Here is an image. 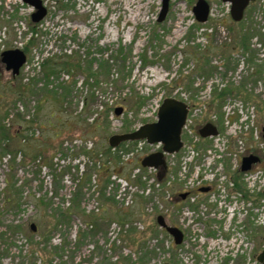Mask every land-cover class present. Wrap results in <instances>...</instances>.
<instances>
[{
    "label": "rangeland",
    "instance_id": "374dc122",
    "mask_svg": "<svg viewBox=\"0 0 264 264\" xmlns=\"http://www.w3.org/2000/svg\"><path fill=\"white\" fill-rule=\"evenodd\" d=\"M43 1L48 14L36 28L33 42V7L21 0H0V124L26 135V120L39 111L43 127L28 132L40 136L46 148L54 142L59 150L53 165L47 166L39 159L22 160L21 153L12 161L14 155L3 156L0 148V264L131 262L122 255L145 264H259L264 248V194H258L264 192V0L251 2L240 22L232 19L229 3L207 0L211 14L205 23L195 18L197 0H171L162 22L158 21L162 0ZM63 3L67 6L61 7ZM248 32L250 48L244 49L240 38ZM121 48L125 59L118 54ZM9 49L27 53V63L17 75L2 61L3 51ZM72 49L84 61L87 74L92 69L102 81L90 107L95 113L89 110L79 125L67 115L83 108L86 74L76 77V96L59 107L45 102V97L71 78L61 74L48 81L41 66L47 55ZM106 61L113 67L106 69ZM27 82L33 87L26 95ZM167 97L185 101L190 111L183 130L187 146L168 157L169 169L162 179L149 169L143 170L139 186L117 173L102 178L84 150L110 146L111 135L156 121ZM106 106L111 110L108 117L99 116ZM118 108L121 113H116ZM53 112L62 117V124L52 118L50 126ZM92 122L98 126L95 134L86 132ZM208 122L218 126L219 134L202 138L198 131ZM125 147L131 148L120 154L126 178L141 174L136 171L140 160L157 149L145 142ZM251 153L263 156L252 171L263 172L255 187L248 174L238 173L243 157ZM90 168L91 180L84 183L83 172ZM8 176L16 183L12 190ZM235 177L249 196L235 188ZM208 184L213 186L209 192L199 191ZM79 185L82 210L106 213L107 218L98 221L97 232L93 229L73 256H30L27 234L32 225L46 228L54 209L68 207ZM189 191L183 199L181 194ZM35 195L45 198L46 210L36 206ZM118 209L137 210L133 226L147 232L145 248L159 246L155 253L145 255V248L127 239L123 242L120 226L111 220ZM159 215L184 231L182 244L177 245L160 226ZM81 229L89 230L84 217L74 215L53 234L48 250L65 238L74 247Z\"/></svg>",
    "mask_w": 264,
    "mask_h": 264
},
{
    "label": "trees",
    "instance_id": "16d2710c",
    "mask_svg": "<svg viewBox=\"0 0 264 264\" xmlns=\"http://www.w3.org/2000/svg\"><path fill=\"white\" fill-rule=\"evenodd\" d=\"M67 6L66 3L61 4V7ZM31 31H32V38L31 40L35 39L34 34L38 33L37 27H39V24L34 23V25H30ZM252 33L248 32L247 34H244V36H241L240 38V44L242 45V48L249 49L250 48V38ZM34 42V40H33ZM213 48V47H210ZM26 52H29V45L26 46ZM119 56L124 58L125 56L123 52V48L119 51ZM125 59V58H124ZM106 69L113 67V64L110 63V61H106ZM42 71L44 72V75L48 81L51 80V78H55L60 76L61 74H66L68 77L71 78V81H63L60 85L59 90L51 89L49 92L52 93L51 96L45 97V102L51 101L55 105H59V107L63 106L66 102L71 101L72 98H74L76 95L74 93L75 88L77 86V79L76 77L79 74H86V78L84 80V85L87 88L86 94L83 96V108L80 110V112H77L76 115H73V113H69L67 116L72 119L73 123H76L79 125L82 122V116L85 114H88V111L90 110V107L93 103H95L96 99L98 98L97 91L101 87V80L99 78V75L90 69L87 74L86 68L84 67V61L77 55V53L72 49L70 52L66 51L63 54H57L52 53L47 55L42 63ZM125 67V65H124ZM125 69V68H124ZM124 73L123 71H120ZM108 77H110V73L108 74ZM33 87V83H26V95L28 94V90ZM226 92V89L221 93L224 94ZM41 109L40 106L37 107V110ZM110 109L108 106L103 107L98 112L99 116L108 117V114L110 113ZM65 112V110H64ZM91 114L95 113V110H90ZM66 113V112H65ZM65 115V114H64ZM88 116V115H87ZM52 118H55L56 121L61 122L62 117H58L55 112L49 114V124L50 126H53ZM100 118V117H98ZM31 119V118H29ZM94 118L93 120H95ZM64 124H66L65 121H63ZM62 124V122H61ZM35 127L37 129L38 127L42 128V124L40 122L39 118V111L37 114L34 115V118L31 120H26V135L24 134V131L21 129H18L16 132H13L6 126H2L0 124V148L2 149V155L5 156L6 154H13L14 158L11 157L12 161H15L18 154L21 153L22 160H38L43 165H53V160L56 157V154H58L59 150L55 146V143H51V147L46 148V145L44 143V140L41 139L40 136H36L35 132L30 133V128ZM37 127V128H36ZM90 130H86L87 133H94L96 130V126L94 125V122L89 124ZM68 135L67 133L65 134ZM71 136V135H68ZM73 137V136H72ZM42 141V142H41ZM126 144L131 145V147L138 144V141H130V142H124L117 148L113 149L111 146H103V147H97L92 146L89 149L84 150V153L91 158V160L94 163V166L96 167L97 172H99V175L103 178V176L106 178H110L113 174H118L120 177H124L126 180L131 181L132 184H135L136 186L142 185V180L139 177H132V174L126 178L125 167L124 162L122 160L121 151H124V153H127L131 150V148H126ZM124 149V150H123ZM63 147L61 148L62 152ZM52 151V152H51ZM51 152V153H50ZM256 152V151H254ZM63 153V152H62ZM61 153V154H62ZM261 157H263L261 155ZM97 165H99V169H97ZM10 170H13V166H10ZM92 168L84 170L83 174L84 176V183H87L90 179V174L87 173V171H91ZM240 169L238 170L239 173ZM240 174V173H239ZM101 178V179H102ZM235 188H238L240 191L243 192L244 196H249L245 190L241 188V183L239 182V178H234ZM6 183L9 186V189L12 190L13 187L16 186V183H13L11 178L8 176L6 178ZM105 190V189H104ZM104 190H101L102 195L104 194ZM237 190V189H236ZM260 196H263V193H258ZM83 197V186L78 187L77 191H75L72 196L69 199V205L68 207L54 209V213L50 216V219H48V222L46 223V228H42L41 224H37L36 228L37 231L33 232V227H31V230L28 236V243L30 245L29 253L30 256H36L35 259L38 258V256L41 254L42 257L46 258H52L54 256H70L69 254L74 253L75 247H79L88 237V235H91L93 232V229L95 232H97L98 228V221L104 220L107 218L106 213L96 214H87L86 210H82L81 208V199ZM33 200L36 204V206L40 209L46 210L48 207L47 202H45V198L43 197H37L36 195L33 196ZM43 206L45 208H43ZM104 210V209H102ZM104 212V211H103ZM74 215H82L84 217V221L86 222L87 228L89 230H83L81 229L78 231L75 237L74 247L70 246L71 242L67 241V238L62 240L59 245H52V251L51 249L48 250V246L51 244V240L53 237V234L60 230L62 226L64 225V222H67L70 218H72ZM113 218L111 220H114L118 223L120 226V234L123 237V242L127 239L130 244H133L134 246H141L145 248L147 240L145 239L146 233L145 231H139L137 227L133 226V221L135 220V217L137 216V210L128 209V211H121V209L115 210L113 213ZM127 224H131L132 227L126 228ZM61 227V228H60ZM153 233L156 230H151ZM40 236V239L37 240L36 236ZM147 238V237H146ZM118 240V239H117ZM157 247L152 248H145L147 254L145 255H152L157 251ZM71 256V257H72ZM130 256H124L122 255L120 258L130 260V263L126 264H145L143 262V259H140L139 261L136 260L134 262ZM121 262V261H118ZM128 262V261H127Z\"/></svg>",
    "mask_w": 264,
    "mask_h": 264
},
{
    "label": "water",
    "instance_id": "95a60500",
    "mask_svg": "<svg viewBox=\"0 0 264 264\" xmlns=\"http://www.w3.org/2000/svg\"><path fill=\"white\" fill-rule=\"evenodd\" d=\"M27 4L34 7L36 10L32 13V21L40 22L48 13V9L43 3V0H23ZM223 2L231 4L230 13L232 19L240 22L245 17L247 7L255 0H222ZM171 0H162V6L158 21L162 22L166 19ZM195 18L198 22L205 23L208 21L211 6L207 0H198L193 7ZM2 61L6 65V69L12 71L14 75L20 73L22 66L27 61V54L21 49H9L2 53ZM122 108L116 109V113H121ZM189 113V105L180 99L174 97H167L163 100L158 110V120L141 125L134 131L126 133L113 134L109 138V144L112 147H117L125 141L147 140L149 144L162 143L160 151L152 152L142 158L141 163L145 167L166 168L167 161L165 153L172 154L178 152L182 146V130L186 124ZM202 137H212L219 134L218 126L212 122H208L199 129ZM261 160L260 156L250 154L244 156L242 159L241 170L248 171L252 166ZM209 187L201 188V191H209ZM188 193H183L185 198ZM158 222L162 227L174 237L176 244L184 241V232L167 223L163 215L158 216ZM36 230V226L32 225ZM259 264H264V248L258 255Z\"/></svg>",
    "mask_w": 264,
    "mask_h": 264
},
{
    "label": "built area",
    "instance_id": "2783aa9c",
    "mask_svg": "<svg viewBox=\"0 0 264 264\" xmlns=\"http://www.w3.org/2000/svg\"><path fill=\"white\" fill-rule=\"evenodd\" d=\"M262 171L258 170L257 172H248L246 174H248L247 179L250 180V184H252L253 187L256 186L257 182L261 181L263 176H262Z\"/></svg>",
    "mask_w": 264,
    "mask_h": 264
},
{
    "label": "flooded vegetation",
    "instance_id": "af4514ba",
    "mask_svg": "<svg viewBox=\"0 0 264 264\" xmlns=\"http://www.w3.org/2000/svg\"><path fill=\"white\" fill-rule=\"evenodd\" d=\"M263 136H264V135H263ZM182 140H183V142H184V144H185V141H184V139H183V135H182ZM161 149H162V145L157 144V149H156V151H160ZM165 157H166V160L168 161V157H169V156L166 155ZM262 160H263V159H262ZM262 160H261V162H262ZM162 173H163V170H162V172L160 171L159 174L162 175ZM202 186H203V187H204V186H210L211 189H212V187H213L211 184H208V185H202ZM202 186H201V187H202ZM199 188H200V187H199ZM189 193L191 194L192 191H189Z\"/></svg>",
    "mask_w": 264,
    "mask_h": 264
}]
</instances>
